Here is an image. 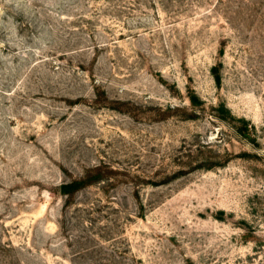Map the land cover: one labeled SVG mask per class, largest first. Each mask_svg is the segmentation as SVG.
I'll return each mask as SVG.
<instances>
[{"label": "rangeland", "instance_id": "rangeland-1", "mask_svg": "<svg viewBox=\"0 0 264 264\" xmlns=\"http://www.w3.org/2000/svg\"><path fill=\"white\" fill-rule=\"evenodd\" d=\"M0 264H264V0H0Z\"/></svg>", "mask_w": 264, "mask_h": 264}, {"label": "trees", "instance_id": "trees-1", "mask_svg": "<svg viewBox=\"0 0 264 264\" xmlns=\"http://www.w3.org/2000/svg\"><path fill=\"white\" fill-rule=\"evenodd\" d=\"M82 183H76V184H72V185H66L64 187L65 189V195H71L73 193L74 189H77L78 187L82 186Z\"/></svg>", "mask_w": 264, "mask_h": 264}]
</instances>
